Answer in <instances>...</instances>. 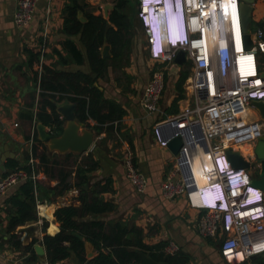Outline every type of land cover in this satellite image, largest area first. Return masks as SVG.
<instances>
[{"label":"crops","instance_id":"crops-1","mask_svg":"<svg viewBox=\"0 0 264 264\" xmlns=\"http://www.w3.org/2000/svg\"><path fill=\"white\" fill-rule=\"evenodd\" d=\"M74 1L83 9L77 14L81 23L86 22L85 13L100 16L107 21L116 10L119 16L126 17V27L131 33L130 52L120 62L112 61L110 46L103 45L99 53L101 58L107 60L109 66L104 77L97 78L94 82V86L102 93V100L116 103L122 108L124 115L120 120L104 124L88 119L82 124L93 136L89 150L80 154H58L49 151L47 143L39 140L37 131L39 124L53 137H58L62 132L55 136L53 127L44 126L37 120V114L42 109L38 98L40 93L38 82L43 65L61 71H79L92 75L80 35L68 36L63 28V11ZM15 9L16 0H0V158L5 152H9L17 160L7 159L5 165L11 160L17 162L20 167L28 168L29 160L33 159L37 183L46 192L42 199L39 195V200H36L34 209L36 221L15 229L13 234L20 242L17 248L13 245L15 240L12 232L8 230L9 214L12 209L6 204V199L17 193L19 185L11 188L6 198L0 202V264L46 263L45 254L44 257L38 256L35 246L43 247L41 242L44 236H54L59 232L60 224L54 217L57 209L67 206L80 207L79 189L74 186L75 166L80 159L87 156L97 162V168L87 173L88 184L84 187L89 192L98 183L110 178L111 191L97 196L102 202L111 204L112 208L101 213H88L77 220L87 224H102V230L97 229L96 232L107 236L113 234L112 228L116 225L122 226L128 232V241L133 243V246L127 248L128 252L137 254V259H130L125 264H144V257L154 264H167L166 259L156 261L149 253L143 252L138 248L137 242L149 247L160 243L165 246L173 243L179 248V253L187 256V264H229L220 255L219 238H204L199 235L196 227L200 211L189 205L187 196H179L173 200H165L162 197L161 184L171 178L184 180L188 195L195 189L192 179L189 178L190 169L187 171L181 164L182 155L174 156L166 147L159 146L154 135V127L158 120L180 114L192 106V99L185 90L186 86H183L184 98L178 102L176 112L168 114L173 112L171 104L177 96L175 83L183 70L179 67L166 74L158 112L150 115L141 108L144 87L151 71L158 64L149 56L146 38L137 18L138 0H40L36 4L32 22L24 29H17L13 23ZM251 19L253 28L264 30V0H257L253 5ZM140 32L145 44L141 54H138L134 52V40L138 38ZM66 41L72 43L71 45L80 53L82 57L80 65L68 53L69 46L64 44ZM105 47H108L106 57L103 56ZM184 84L186 85V81ZM55 100L56 113L63 121V131L65 121L57 112V104L66 99L58 101L56 96ZM45 112L51 113L48 106H45ZM102 113L106 114L107 111L103 110ZM248 115L254 119L248 121ZM245 120L248 124H257L260 137H264V117L257 108L250 105ZM180 130L186 140L191 142V148L199 145L200 149L206 151L198 125ZM156 131L163 141L171 138L176 132L175 126L171 123L157 126ZM256 143L257 140L232 148V151L238 152L242 161L249 166L246 171L252 181L259 179L260 172V162L254 154ZM43 151L58 163L51 176L45 175L41 169L39 157ZM128 160L146 178L147 187L144 193L138 194L126 178L125 168ZM252 162L257 163L258 170H251ZM11 170L5 168L0 178ZM60 172L69 174L66 182L70 184L71 189L61 190ZM34 195L38 196L36 191ZM42 229H45V234ZM33 241L36 243L32 245L30 252L28 248ZM84 247V262H80L71 253L61 264H93L92 260L97 251L87 242ZM107 252L101 247V253ZM154 253L168 256L162 250ZM240 264H264V253L252 256Z\"/></svg>","mask_w":264,"mask_h":264},{"label":"built area","instance_id":"built-area-1","mask_svg":"<svg viewBox=\"0 0 264 264\" xmlns=\"http://www.w3.org/2000/svg\"><path fill=\"white\" fill-rule=\"evenodd\" d=\"M39 1L16 0L13 23L17 29L29 26ZM143 1L138 0L137 18L140 21L145 17L139 10ZM181 2L190 29L185 45L166 47L158 54L153 50L152 40L144 34L149 56L158 66L149 75L140 105L147 114L157 113L165 88V75L173 69L188 66L185 90L190 94L192 106L176 116L158 120L154 135L158 145L166 147L167 141L161 139L157 126L164 123H176L179 129L201 126L207 145L204 154L200 153L199 145L191 148V142L184 134L181 135L182 150L186 153L191 174L189 178H195L192 165L197 161L201 178L210 182V187L217 185L223 190L225 208L217 204L214 210H198L200 217L196 228L204 238L220 239V255L227 263L240 264L264 253V193L261 195L260 190L247 185L249 181L244 178H251L246 169L237 172L230 168L226 152L260 137L258 125L248 124L245 119L251 102H264V30L253 28L254 32H249L248 26L245 34L250 36L251 48L246 49L239 12L240 0ZM180 52L184 61L178 65L176 58ZM29 164L30 173L14 169L0 178V202L11 188L29 180L37 183L33 159L29 160ZM125 171L134 190L138 194L144 193L146 178L130 160L126 162ZM186 188L184 180L171 178L163 182L160 189L165 200H173L183 195L190 197L192 193L186 194ZM162 251L172 256L179 248L168 243Z\"/></svg>","mask_w":264,"mask_h":264},{"label":"trees","instance_id":"trees-1","mask_svg":"<svg viewBox=\"0 0 264 264\" xmlns=\"http://www.w3.org/2000/svg\"><path fill=\"white\" fill-rule=\"evenodd\" d=\"M82 10V7L76 1L67 6L63 11V28L68 36L80 35V41L85 47L86 58L92 75L79 71H61L52 66L43 65L41 67L38 82L40 90L38 98L42 109L37 114V120L44 126L53 127L52 131L55 136L62 132L63 126V121L55 109L56 96L58 101L67 99L75 104L74 115L76 121L79 123H85L88 119H92L98 124H104L120 120L124 115V111L116 103L102 100V93L94 86V82L95 79L104 77L109 66L107 60L101 58L99 53V49L103 45L107 44L110 46L112 61L120 62L130 52L131 33L126 27V17L124 15L119 16L116 10L107 21L100 16L85 13L86 22L81 23L77 18V14ZM64 44L66 46L68 44V53L80 65L82 63L80 53L71 45L72 43L66 41ZM181 68L183 70L180 72L179 78L175 83L177 96L171 104V111L173 112H168V114L175 113L178 102L184 98L185 90L183 86L189 76V68L187 65ZM45 106L50 108L51 113L45 112ZM103 110L107 111V113H102ZM45 152H42L39 161L43 173L51 176L53 169L57 167L58 163L55 159H50ZM26 157L28 158V156ZM5 168L12 170L20 169L26 173L31 172L30 167H20L17 162L11 160L7 162ZM96 168L97 162H94L90 156L82 158L80 162L76 163V181L74 186L79 189L78 201L80 207L67 206L55 211L54 217L60 224V230L54 236H44L41 242L45 249V257L48 264H61L62 261L70 257L71 253L80 262H84V246L86 242L91 244L97 251V255L92 260L93 264H125L130 259H137L136 253H130L127 250L128 247L133 246V243L128 241V232L122 226L116 225L112 228L113 234L107 236L96 232L97 229L99 231L102 230V224H87L77 220L88 213H101L112 208L111 204L102 202L97 196L111 191L109 187L112 184V180L110 178L98 183L89 192L84 187L88 184L87 173L94 171ZM59 176L61 190L67 191L71 189L70 184L66 182L69 174L60 172ZM34 191L38 194L37 197H35ZM45 192V189L40 184H33L29 180L17 187L15 195L6 199V204L12 209V212L9 214L8 230L12 232L15 248L20 246L18 238L13 234L15 229L26 223L36 221L34 211L36 200H39V195L42 199V195ZM43 226L46 225L43 224ZM34 243L36 242L33 241L28 248L30 252ZM137 243L139 249L149 253L156 261L166 259L167 264H187L188 262L187 256L179 252L174 254V256L164 257L162 253L161 255H156L154 252L163 250L165 246L163 243L151 247L144 246L140 242ZM101 247L108 251L107 254L101 253Z\"/></svg>","mask_w":264,"mask_h":264},{"label":"water","instance_id":"water-1","mask_svg":"<svg viewBox=\"0 0 264 264\" xmlns=\"http://www.w3.org/2000/svg\"><path fill=\"white\" fill-rule=\"evenodd\" d=\"M239 4V12H240V20L243 34V42L246 49L251 48L250 44V36L245 34L247 28L249 26L253 5L257 2V0H240ZM108 47H105L103 50V56L106 57V52ZM184 61L183 54L180 52L176 58V63L178 65L182 64ZM251 106L257 108L260 111L262 117H264V102L262 101H253L251 102ZM75 105L71 104L67 99L64 100L61 104H57V112L62 115L65 121V126L60 136L53 137L47 133L45 128L42 125L37 126V131L39 135V140L47 143L48 149L51 152H57L58 154L65 153H75L80 154L89 150L93 143V136L89 130L83 128V124L79 123L75 119L74 115ZM175 126V134L165 141H167L166 148L173 154L174 156L180 154L182 155L181 164L189 170V165L187 162L186 153L182 150L183 142H182V133L181 130L177 127L176 123H172ZM199 131L201 132V139L205 150H207V146L205 145V139L200 125H198ZM184 142L187 144L188 142L184 139ZM193 147V146H192ZM254 154L260 162L261 171L259 175V179L257 181H253V185L260 188L264 192V137H259L257 143L254 148ZM227 158L231 165L234 168L248 169V165L242 161L240 158V154L234 151L226 152ZM7 159H15L17 158L9 153L5 152L3 156L0 158V175L5 171V162ZM42 232L45 234V229H42ZM35 251L38 256L44 257V249L40 245L35 246ZM144 264H154L148 258H143Z\"/></svg>","mask_w":264,"mask_h":264},{"label":"clouds","instance_id":"clouds-1","mask_svg":"<svg viewBox=\"0 0 264 264\" xmlns=\"http://www.w3.org/2000/svg\"><path fill=\"white\" fill-rule=\"evenodd\" d=\"M147 2H149L148 5H146ZM139 10L145 16L144 19L139 20L141 28L147 38L152 40L154 51L156 50L158 54H161L166 47L176 48L185 45L190 29L186 24L181 0H144ZM230 168L237 172L242 170L241 168H234L232 165ZM225 170H227L226 167ZM194 177L192 181L195 189L188 197L191 207L196 210L208 211L217 209L216 205L218 204L222 209L225 208L223 190L217 185L210 187V182H204L198 170ZM199 179L203 182L202 186H198ZM244 180L249 181L247 185L251 188L255 187L260 190L261 195L264 193L260 188L253 185L252 180L245 178Z\"/></svg>","mask_w":264,"mask_h":264},{"label":"rangeland","instance_id":"rangeland-1","mask_svg":"<svg viewBox=\"0 0 264 264\" xmlns=\"http://www.w3.org/2000/svg\"><path fill=\"white\" fill-rule=\"evenodd\" d=\"M251 22H252V19H251ZM249 32H254V29H253V27H252V24H250L249 25ZM138 38H136L135 40H134V52H136V53H138V54H141V52H142V50H143V46H144V44H145V42H144V38L143 39H141L142 38V34H141V32H140V34L137 36ZM186 85L184 84V87H185ZM248 121H250V120H252V119H254V117L253 116H251V117H249V115H248ZM252 118V119H251ZM259 161V160H258ZM251 165V170H258V168H257V163L255 162H252V163H250ZM260 171H261V166H260ZM259 175H260V172H259ZM259 175H258V178H259Z\"/></svg>","mask_w":264,"mask_h":264},{"label":"bare ground","instance_id":"bare-ground-1","mask_svg":"<svg viewBox=\"0 0 264 264\" xmlns=\"http://www.w3.org/2000/svg\"><path fill=\"white\" fill-rule=\"evenodd\" d=\"M237 34H238V32H237ZM237 46L238 47H240V44H237ZM247 114H248V112H247ZM250 114V113H249ZM251 115V114H250ZM249 115V116H250ZM206 143V142H205ZM207 146V145H206ZM199 150H200V153H202V154H204V151L202 150V149H200L199 148ZM197 165H198V162L197 161H195V163L192 165V168H193V172H194V175H196V172H197V170H198V168H197ZM203 180V179H202ZM202 180H198V186H202L203 185V182H202ZM204 182H206L207 183V181H205V180H203ZM209 183V182H208ZM47 208V207H46ZM41 211H42V209H40ZM44 211V210H43Z\"/></svg>","mask_w":264,"mask_h":264}]
</instances>
